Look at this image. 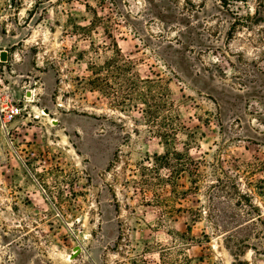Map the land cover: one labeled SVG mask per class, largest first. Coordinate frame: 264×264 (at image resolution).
Returning a JSON list of instances; mask_svg holds the SVG:
<instances>
[{"label":"rangeland","instance_id":"374dc122","mask_svg":"<svg viewBox=\"0 0 264 264\" xmlns=\"http://www.w3.org/2000/svg\"><path fill=\"white\" fill-rule=\"evenodd\" d=\"M258 213L264 0H0V264H264Z\"/></svg>","mask_w":264,"mask_h":264},{"label":"trees","instance_id":"16d2710c","mask_svg":"<svg viewBox=\"0 0 264 264\" xmlns=\"http://www.w3.org/2000/svg\"><path fill=\"white\" fill-rule=\"evenodd\" d=\"M220 2H221V4H222L223 6H228V5L232 2V0H220ZM98 68H99V67H97L95 64L93 65V70H92V72H93V77H92L91 84H94L95 87L99 88L100 92H102L103 94L110 93V86H109V84L106 82V79H105V78H103L102 76H99V75H98V72H97ZM100 68H101V67H100ZM106 69H107V73H109V72L111 71V64H109V65L107 64V65H106ZM115 69L118 70V74H120V71L122 70L121 67H120V66H115ZM111 72H112V71H111ZM139 82H140L141 84H145V83H148V82H151V81H150L149 79H140ZM142 96H143V93H140V94H139V97L141 98ZM143 98L146 99V101H147V99H148L147 94H146L145 96H143ZM144 103H145L147 106H150V105H148L146 102H144ZM146 113H147V114H148V113L151 114L150 112H146ZM163 158H165V159L168 161V160L170 159V153H169V152L165 153V155L163 156ZM257 209H259V208H257ZM258 211H259V210H258ZM256 219H257L258 221H260V223L264 226V219L261 218V214H260V213H258ZM249 222H252V225L257 224L256 222L254 223L253 220H251V221H249ZM249 222H247V223H249ZM245 224H246V223H245ZM242 225H244V224H241V225H239V226H236V228H234V229H237V228L241 227ZM234 229H233V230H234ZM230 231H231V230H227V234H228ZM232 238H233V235H232V234L226 236V240H227L229 243H230V241H232ZM233 245H235L237 251H241V248L239 247L238 244H236V243L233 242ZM227 247H229V246H227ZM235 254H238V253H235Z\"/></svg>","mask_w":264,"mask_h":264},{"label":"built area","instance_id":"2783aa9c","mask_svg":"<svg viewBox=\"0 0 264 264\" xmlns=\"http://www.w3.org/2000/svg\"><path fill=\"white\" fill-rule=\"evenodd\" d=\"M19 113H20L19 108L16 105H11L6 111L5 117L7 118V120H11Z\"/></svg>","mask_w":264,"mask_h":264},{"label":"water","instance_id":"95a60500","mask_svg":"<svg viewBox=\"0 0 264 264\" xmlns=\"http://www.w3.org/2000/svg\"><path fill=\"white\" fill-rule=\"evenodd\" d=\"M1 58H4V56H2Z\"/></svg>","mask_w":264,"mask_h":264}]
</instances>
